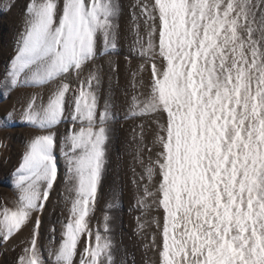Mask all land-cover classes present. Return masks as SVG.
Returning a JSON list of instances; mask_svg holds the SVG:
<instances>
[{
  "label": "snow or ice",
  "instance_id": "snow-or-ice-1",
  "mask_svg": "<svg viewBox=\"0 0 264 264\" xmlns=\"http://www.w3.org/2000/svg\"><path fill=\"white\" fill-rule=\"evenodd\" d=\"M129 7L135 38L121 89L120 0L26 3L0 74V149L17 126L28 133L15 206L0 207V244L29 229L16 264H76L78 255L79 264H118L112 217L105 213L103 235L89 217L108 175L119 92L124 119L138 121L135 158L147 183L137 205L161 213L150 221L160 242L154 233L145 248L159 264H264V0ZM57 149L69 216L45 259L41 217L61 179ZM147 224L138 220L140 233Z\"/></svg>",
  "mask_w": 264,
  "mask_h": 264
},
{
  "label": "rangeland",
  "instance_id": "rangeland-1",
  "mask_svg": "<svg viewBox=\"0 0 264 264\" xmlns=\"http://www.w3.org/2000/svg\"><path fill=\"white\" fill-rule=\"evenodd\" d=\"M120 3L122 4V7L124 9L123 12V19L121 20L122 28H123V38L120 41V48L119 51L121 52V55L118 57L119 64H120V71H119V81H120V88L123 89L125 87H128V80L130 79L127 71H126V61L125 56L129 53L130 47L134 40V35H132V25L130 27L125 26V17H126V0H120ZM141 29L143 32V25H141ZM132 33V34H131ZM129 37L131 39V44L129 42ZM138 63V60L135 58V56L131 59V65L132 67H135V65ZM105 88H107V81H105ZM131 89L129 88V91ZM3 89H0V97L2 98ZM118 95V111H117V120L120 122H130L131 120L124 119V111H122V107L124 106V97L120 99L119 92ZM15 100V99H14ZM120 100L123 101L120 105ZM1 101V99H0ZM103 101H101L102 103ZM138 122V121H137ZM117 125V129L118 130ZM18 127V126H17ZM63 127L61 128V131H63ZM28 133L21 134V138L23 139L22 144H16L17 139L9 140L7 141L8 147L6 149H0V207L7 206L9 208H12L15 206V201L17 199V192L13 190L12 185L14 183L15 177L13 176V173H15L16 169L19 168V165L21 163L23 151H24V144L27 140ZM116 138V134L114 136ZM130 140V139H128ZM116 141L113 139V144H115ZM128 145L124 144V140L120 142V145L118 146L117 153L122 154V147L126 151L128 148ZM114 148V145L112 147V150ZM22 151V152H21ZM131 150H127L129 152ZM15 152L14 154H12ZM115 152V151H114ZM123 153H125L123 151ZM57 160H58V167H59V173L61 179L58 181L57 184V193H53L51 200L47 206L46 211L42 215L43 225L41 229V237H40V245L42 246L43 255L45 259H48L49 252L52 251L54 248L58 247L60 239H61V222H66L67 218L69 216L68 207L70 205H66L64 203L62 195L60 193L63 192V176L65 171V161L62 153L59 149L56 151ZM113 151H111L110 154V160L108 165V175L107 179L104 183L109 182L110 177L113 175V166L111 168V164H114L116 159L114 160L113 157ZM113 159V160H112ZM146 161V158H145ZM111 168V172H110ZM131 172L135 171V167L133 169H130ZM110 173V174H109ZM137 174V169H136ZM139 174V173H138ZM137 174V175H138ZM134 175V176H137ZM132 176V177H134ZM131 177V178H132ZM147 182V181H146ZM125 187L123 186V183L121 182V179L119 180V183L114 184V188L109 191L107 196L103 195V193L98 197L97 205L94 214H92L89 217V223L90 227L93 230V233H95L97 230L100 231V233L104 234V213L107 210L114 209L115 206H118V203H135L136 201V191H132L129 196H127ZM104 191V190H103ZM115 191V200H113L112 193ZM141 195L142 192H138ZM4 196V197H3ZM106 199V200H105ZM112 204H111V203ZM110 203V204H109ZM116 203V204H115ZM137 203V202H136ZM135 203V204H136ZM104 206H103V205ZM115 204V205H114ZM118 204V205H117ZM108 205H112V207H109ZM103 206V207H101ZM107 206V207H106ZM114 206V207H113ZM110 208V209H109ZM121 208V207H120ZM102 209H105L104 212ZM135 212H144L139 206H137L136 209H134ZM107 213V212H106ZM98 218V220H97ZM100 218V219H99ZM102 219V220H101ZM117 220V217H116ZM146 220L142 219L140 222H145ZM148 221V220H147ZM103 226V227H102ZM113 229V236L115 241L119 245V254L117 256L118 264H121V262H126V264H133L131 257L128 255V257L121 254V252L125 251V243L121 240L122 237V231H119L118 225L114 224ZM55 227L56 232L53 236L52 232L50 231L51 228ZM132 228V225L130 226ZM146 232L148 235H151L153 226L149 223L145 227ZM151 229V230H150ZM29 229H25L23 233L18 234L10 243L8 244H0V251L3 256L5 257L4 261L0 262V264H16V260L18 256L21 254V250L24 247L23 244H21V241L28 235ZM149 232V233H148ZM143 234V233H142ZM151 237V236H148ZM126 254V253H125ZM124 257V258H123ZM79 255L75 258L76 264H79ZM49 264L51 262L49 261Z\"/></svg>",
  "mask_w": 264,
  "mask_h": 264
},
{
  "label": "bare ground",
  "instance_id": "bare-ground-1",
  "mask_svg": "<svg viewBox=\"0 0 264 264\" xmlns=\"http://www.w3.org/2000/svg\"><path fill=\"white\" fill-rule=\"evenodd\" d=\"M27 2L28 0H0V74H3L5 68L9 64L11 57L15 54L17 33L21 30V26H20L21 14ZM131 2L132 0H126L125 26L128 27H130L131 25V9L129 7ZM10 3H15V7L11 9V12H6V8ZM129 42L131 44L130 37H129ZM15 97L16 94L14 93L12 95V98L9 99L7 103L9 104L12 103ZM122 98L123 95H120V99ZM0 99H1L0 102H3L1 97ZM122 102L123 101L120 100V105L122 104ZM122 111H124V106L122 107ZM135 123L138 122L130 121L126 123L120 122V124H118L119 126H118V130L116 131V138L114 137V141L116 142L115 144H113L114 148L112 150L114 154L113 155L114 160L116 159L115 160L116 162L114 164H111V168L113 166V175L110 177L109 182L104 185L103 188L104 191L102 193L103 195L107 196L109 191H111L114 188L113 184L119 183V180L121 179V182L125 187L124 191H126L127 196H129L132 191H136V201H135L136 203L138 197L141 196V193L139 194L138 192L143 191V185L147 182L146 180L140 179V176L142 175L143 172V168L135 158L136 144L135 141L133 140V133H132V129L135 127ZM24 133H27V131L24 128L18 126L12 132L9 140H14L16 138L17 139L16 144L18 145L22 144L23 139L21 138V134ZM122 140H124L125 145H128L127 146L128 148L126 149L131 151L127 152V150L125 151L122 147V154L119 152L117 153L118 146L120 145V142ZM123 151L125 153H123ZM14 153L15 152H13L12 154ZM146 155L147 154H145V158ZM147 162L148 161L146 158L145 163ZM133 167H135V171L131 172L130 169L131 168L133 169ZM111 168H110V172H111ZM136 169H137V174L139 173L138 175L136 174ZM158 179L159 177H157V180ZM135 203H118L119 204V205L117 204L118 206L115 207L113 206L114 209L112 210L106 209L107 214L111 216L113 219V223L111 225L112 229H114L113 225L117 224L119 231L120 232L122 231L121 240L124 241L123 243H125V251L121 252V254L126 257H128L129 255L131 257L133 264H159L158 252L150 246L146 249L145 245L146 244L151 245V238L154 233L156 234V242L157 243L160 242L159 233L157 232L155 226L152 225L150 221L153 216L161 215V213H158L153 210L147 213L135 212L134 214L135 211L134 209H136L138 206L137 203L136 204ZM102 210L104 212L105 209ZM142 219L146 221L148 220L149 223L153 226L151 235L147 234L146 229L143 231V234L139 232L138 220L140 221ZM131 225L132 228L130 227ZM3 255L4 254H2V252L0 251V262L4 261L5 259Z\"/></svg>",
  "mask_w": 264,
  "mask_h": 264
}]
</instances>
